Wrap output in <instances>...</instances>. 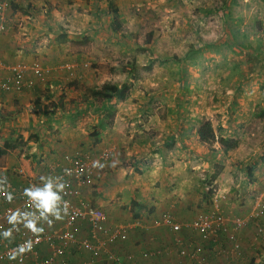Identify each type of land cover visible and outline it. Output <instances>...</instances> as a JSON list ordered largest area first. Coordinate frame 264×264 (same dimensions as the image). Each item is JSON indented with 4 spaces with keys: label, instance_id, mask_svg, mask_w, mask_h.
<instances>
[{
    "label": "rangeland",
    "instance_id": "374dc122",
    "mask_svg": "<svg viewBox=\"0 0 264 264\" xmlns=\"http://www.w3.org/2000/svg\"><path fill=\"white\" fill-rule=\"evenodd\" d=\"M56 2L54 12L48 14L51 21H58L50 31L55 36L44 43L56 46L58 31H71L66 42L57 38L67 51L55 53L66 56V63L74 66L72 74H66L80 85L71 95L72 103L81 107L86 93L87 105L91 90L109 82L128 81L127 100L106 104L101 98L94 99L92 108L107 105L108 115L105 113L103 120L124 124L126 141H135L143 150L158 151L162 156L178 149L188 158L192 181L199 180L198 189L210 197L201 208L191 207V217L205 208L220 209V200L236 205L238 191L249 185L251 166L256 160L264 164V0ZM75 4L80 5L76 12ZM115 9L122 25L119 33L112 29ZM234 36L239 39L236 45L229 43ZM84 39L85 45L77 44ZM242 41L251 47H240ZM35 54L34 59L42 63L40 52ZM116 66L123 67V72H113ZM124 109L130 118L119 116ZM207 121L218 137L239 141L231 159H223L224 168L239 166L223 188L211 181L217 171L214 165L222 162L215 160L219 144H200L196 138ZM182 139L186 143L183 148ZM201 163L204 166L199 168ZM219 191L223 196H217ZM239 201L245 204L241 197Z\"/></svg>",
    "mask_w": 264,
    "mask_h": 264
},
{
    "label": "crops",
    "instance_id": "0c3cea01",
    "mask_svg": "<svg viewBox=\"0 0 264 264\" xmlns=\"http://www.w3.org/2000/svg\"><path fill=\"white\" fill-rule=\"evenodd\" d=\"M2 2L7 5L0 14V23L6 28L0 32L2 61L7 65L22 59L38 61L34 59L37 51L50 75L31 90L20 93L0 91V174L6 175L10 184L19 189L26 177L40 180L41 175L55 176L65 164L66 156L80 155L99 160L104 151L110 150L109 158L101 162L108 165L116 162V167L94 168L92 183L81 185L82 197L104 211L108 225L123 229L128 238L112 247L120 262H110L102 255L96 264H164L169 259L182 260L179 257L182 247L192 250L199 245L203 252L190 264H264V236L257 229L264 225V217L260 220L250 218L257 203L264 201V164L258 160L254 162L247 173L249 185L238 191L244 205L236 198V205L229 204L227 199L220 200V209L205 208L197 213L220 211L231 218H244L247 223L237 232L240 250H234L227 236H221L213 243H203L198 233L187 227L197 216L191 217V207L201 208L206 204L203 189H198L199 180L192 181L188 158L182 152L179 154L178 149L171 155L160 156L158 151L143 150L135 141H126V136L122 135L124 124H106L103 117L105 113L108 115V110L103 104L99 109H93L92 98L85 105L86 93H83L81 107L72 103L71 95L80 85L66 75V67L71 65L64 60L66 56L55 53L67 51L64 49L67 46L57 43V38L64 35L70 39L71 31H58L54 40L56 46L44 43L45 39L55 36L51 32L58 21L57 18L51 21L48 14L51 10L54 12L56 0H0V4ZM80 5L84 8L85 3ZM80 5H74V12ZM42 53L48 56L43 57ZM38 101L43 110L39 109ZM45 106L49 107L48 115L44 112ZM120 112L121 117L131 116L126 109ZM95 131L99 133L97 143L91 136ZM196 138L198 143L204 144L198 134ZM6 142L11 148L2 154ZM185 144L182 139L180 147ZM217 150L215 160L219 159L221 164L224 158L231 159L233 151L226 154L220 145ZM197 165L199 168L204 166L203 163ZM17 167L25 169L26 177L18 179L11 172ZM231 167L224 168L214 183L224 187L227 178L239 169L238 165ZM195 168L192 166L193 171ZM218 195H221L220 191ZM165 214L171 215L181 226L180 231L156 225ZM61 222H54L53 227ZM71 258L83 260L87 255L76 254Z\"/></svg>",
    "mask_w": 264,
    "mask_h": 264
},
{
    "label": "built area",
    "instance_id": "2783aa9c",
    "mask_svg": "<svg viewBox=\"0 0 264 264\" xmlns=\"http://www.w3.org/2000/svg\"><path fill=\"white\" fill-rule=\"evenodd\" d=\"M9 4V1L6 2ZM5 2L0 4V14L6 8ZM6 30L3 23H0V32ZM73 65H68L66 70L72 74ZM0 91L6 93H20L24 90L34 89L39 82L47 80L50 71L38 61L19 60L13 65H7L2 61L0 55ZM110 150L101 154L100 161L109 158ZM94 160L87 156H66L64 165L55 176L64 175V169H71L72 175L65 176L70 183L67 189L68 194L64 197L71 202L70 215L65 217L56 227L48 228L45 224V233L36 237L27 229L20 226V231L14 232V240H5L0 236V264H21L18 259H8L11 249L31 239L34 242L33 250L22 257V264H96L102 257L110 262H120L119 257L113 252L112 247L117 242L127 240V234L121 228H113L108 225V219L104 211L96 208L92 203L82 197L81 185L92 183ZM9 171V170H7ZM18 179L26 177L23 167H17L11 171ZM3 175L0 174V177ZM39 185L41 181L33 177H26L23 187L17 189L11 185L15 193V199L9 203L0 196V232L11 227L7 222L9 209L27 208V198L23 195L24 188L30 185ZM264 217V201L257 203L250 215L253 220H260ZM247 221L242 217H228L220 211H208L199 213L196 218L187 225L188 228L198 233L203 243L217 241L221 236H227L233 244L235 251L240 250L237 232L246 225ZM156 225L171 227L174 231H180L181 226L174 222L171 215L165 214L156 222ZM258 233L264 236V225L258 226ZM182 244L181 241H178ZM203 252L202 245L192 250L182 247L179 250V257L182 260H167L164 264H190L191 260L198 259ZM86 254V259L73 260V255ZM158 254V253H156Z\"/></svg>",
    "mask_w": 264,
    "mask_h": 264
},
{
    "label": "clouds",
    "instance_id": "9594fccd",
    "mask_svg": "<svg viewBox=\"0 0 264 264\" xmlns=\"http://www.w3.org/2000/svg\"><path fill=\"white\" fill-rule=\"evenodd\" d=\"M116 167V162L108 165L100 160H94L92 167L103 170L105 167ZM71 169H64V175L52 176L41 175V184L30 185L23 190L24 197L27 198V208L9 209L7 222L11 227L0 232L5 240H14V232L20 231V226L29 230L39 242V237L45 233L46 224L48 228L54 226V222L61 221L70 215L71 202L64 197L68 194L67 189L70 183L65 180V176H71ZM0 196L11 203L15 199V193L11 188L7 176L0 177ZM34 242L29 239L11 249L8 259L12 261L20 260L33 250Z\"/></svg>",
    "mask_w": 264,
    "mask_h": 264
},
{
    "label": "trees",
    "instance_id": "16d2710c",
    "mask_svg": "<svg viewBox=\"0 0 264 264\" xmlns=\"http://www.w3.org/2000/svg\"><path fill=\"white\" fill-rule=\"evenodd\" d=\"M114 14L115 17L112 21V29L115 33H119L121 30V22H120V15L118 14L117 9L114 10ZM62 39V41L66 42L67 40V36H61L60 37ZM235 42H239V39L237 37H232V41H229L230 44L232 45H236L237 43ZM87 43V40L84 39L82 41H78L77 44L78 45H85ZM240 47L244 48V49H249L251 47L250 43H247L246 41H242L240 42ZM194 48V46H193ZM258 50V49H256ZM193 53H190L191 58ZM131 67L133 68V71L136 67V60L134 59L131 63ZM152 66L150 65L148 67L149 70H151ZM113 72L116 71H120L123 72V67H113L112 68ZM129 91H130V85L128 81H125L124 83H105L101 88L99 89H93L90 91V97L92 99H103L106 104L108 102H112L113 100L117 99L119 101H125L128 99L129 96ZM37 105L39 106L40 110H43L42 104H40V102H37ZM107 105L103 104V107L106 108ZM48 106H45V113L46 115H48L47 111H48ZM99 109V108H98ZM107 120V119H106ZM106 124H110L108 121H104ZM200 142L207 144V145H214L216 143H218L221 146V149L228 154V152L234 151L236 149H238L239 147V141L237 139L234 138H230V137H224V136H220L218 137L216 135V131L214 129L213 124L210 121L204 122L202 123L201 127L199 128L198 132H197ZM98 135L99 133L97 131H95L91 136L94 139V143L98 142ZM4 150L1 152L2 154L6 153V150L11 148V144L6 142L5 146H4ZM214 153V151H213ZM214 166H216L217 171L211 176V181L214 182L219 175L223 172L224 170V166L222 164H215ZM211 183V182H210ZM205 199L209 200V195H206L204 197Z\"/></svg>",
    "mask_w": 264,
    "mask_h": 264
}]
</instances>
